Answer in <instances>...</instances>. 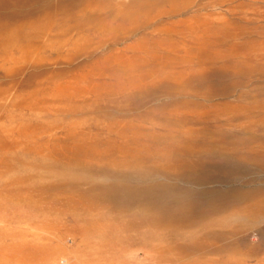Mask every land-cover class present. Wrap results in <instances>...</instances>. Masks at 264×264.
<instances>
[{
    "label": "rangeland",
    "instance_id": "374dc122",
    "mask_svg": "<svg viewBox=\"0 0 264 264\" xmlns=\"http://www.w3.org/2000/svg\"><path fill=\"white\" fill-rule=\"evenodd\" d=\"M0 264H264V0H0Z\"/></svg>",
    "mask_w": 264,
    "mask_h": 264
}]
</instances>
